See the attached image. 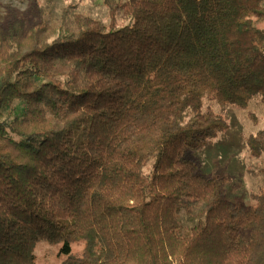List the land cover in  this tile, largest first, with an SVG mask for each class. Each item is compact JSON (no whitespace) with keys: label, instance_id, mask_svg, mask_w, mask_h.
I'll list each match as a JSON object with an SVG mask.
<instances>
[{"label":"trees","instance_id":"1","mask_svg":"<svg viewBox=\"0 0 264 264\" xmlns=\"http://www.w3.org/2000/svg\"><path fill=\"white\" fill-rule=\"evenodd\" d=\"M105 4L0 17V264L42 240L62 264H264V168L237 206L188 156L264 106V0ZM245 147L261 158L264 128Z\"/></svg>","mask_w":264,"mask_h":264},{"label":"rangeland","instance_id":"2","mask_svg":"<svg viewBox=\"0 0 264 264\" xmlns=\"http://www.w3.org/2000/svg\"><path fill=\"white\" fill-rule=\"evenodd\" d=\"M105 1L53 0L52 12L54 16H59L63 7L73 5L77 11L85 12L106 22L108 18ZM30 4L31 0H0V17L7 15L10 8L23 15ZM225 111L230 124L228 131L220 134L203 150L196 154L190 152L188 156L199 163L201 172L208 177L221 174L230 176L236 188L228 187L227 198L237 206L250 207L254 204L252 193L259 188L260 180L257 174L260 169L264 168V155L259 159L253 158L245 147V139L250 134L264 128V106L260 98L256 97L248 111L231 107ZM251 113H254V118ZM62 246L63 243L40 241L35 250L36 264H62L69 255L62 251ZM84 248V242L73 243L72 254L82 255Z\"/></svg>","mask_w":264,"mask_h":264}]
</instances>
